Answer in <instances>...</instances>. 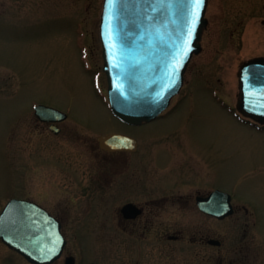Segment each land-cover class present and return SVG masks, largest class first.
Instances as JSON below:
<instances>
[{"label":"rangeland","instance_id":"obj_1","mask_svg":"<svg viewBox=\"0 0 264 264\" xmlns=\"http://www.w3.org/2000/svg\"><path fill=\"white\" fill-rule=\"evenodd\" d=\"M102 1L0 0V211L10 198L46 208L75 264H264V128L231 112L240 64L264 56V0H208L182 89L141 125L108 105ZM37 103L67 113L59 133ZM110 132L136 137L137 151L102 150ZM212 187L231 195L232 215L198 210ZM127 201L143 214L123 218ZM0 264L30 263L0 240Z\"/></svg>","mask_w":264,"mask_h":264},{"label":"water","instance_id":"obj_2","mask_svg":"<svg viewBox=\"0 0 264 264\" xmlns=\"http://www.w3.org/2000/svg\"><path fill=\"white\" fill-rule=\"evenodd\" d=\"M207 0H103L99 36L103 70L112 113L120 120L138 125L154 119L180 90L184 72L193 54L201 50L200 40L207 24ZM238 111L264 123V56L250 58L239 68ZM41 120L55 122L66 113L39 104L34 108ZM100 148L136 149V140L120 133L97 138ZM198 208L218 219L233 213L230 194L214 190L196 198ZM126 219L141 210L133 203L120 209ZM171 238V237H170ZM0 239L29 262L49 264L65 245L61 223L46 209L28 199H10L0 211ZM219 245L214 238L207 240ZM65 264H74L68 256ZM95 264V263H89Z\"/></svg>","mask_w":264,"mask_h":264},{"label":"flooded vegetation","instance_id":"obj_3","mask_svg":"<svg viewBox=\"0 0 264 264\" xmlns=\"http://www.w3.org/2000/svg\"><path fill=\"white\" fill-rule=\"evenodd\" d=\"M237 115V117L238 118H242L245 122H248L247 121V119H245V118H243V117H240L238 114H236ZM44 123V122H43ZM46 124H48L49 125V123H46ZM59 124V123H58ZM136 138V137H135ZM136 140H137V138H136ZM137 143H138V140H137ZM175 143V142H174ZM176 144H178L177 142H176ZM138 147H139V143H138V146H137V149H138ZM188 147H189V143H188ZM137 151V150H136ZM122 152H129V151H122ZM184 160H185V158H184ZM172 170H171V174L169 173V181H167L166 183H165V185H167L168 186V190H170V181H173V179L172 178H174L175 177V173H174V171H175V169L172 167L171 168ZM177 174H179V173H177ZM160 187H163V189H165L164 188V186L163 185H158V184H155V188H156V190H158ZM166 187V186H165ZM215 189H217V188H211L210 190H208L206 193H202V194H197L196 196H198V195H201V196H206V195H208L211 191H213V190H215ZM178 196H182L181 194H179ZM195 196V197H196ZM162 198H168V196H164V197H162ZM169 198H170V196H169ZM128 202H131V203H134V202H132V201H127L126 203H128ZM137 207H139L140 208V210H141V212H140V214L138 215V216H140L141 214H143V206L142 205H138V204H136V203H134ZM236 210V208L234 207V211ZM137 216V217H138ZM136 217V218H137ZM59 219V218H58ZM135 219V218H134ZM242 246V245H241ZM247 247H248V249H250V248H252V246L250 245V244H247ZM234 250H235V255L237 256L238 255V253H239V251H242L243 250V248L242 247H240V244L239 243H236L235 244V246H234ZM254 250V249H253ZM247 255H248V253H247ZM253 255H254V253H253ZM67 255L66 254H64V251L62 252V254H61V256L56 260V261H54L53 263H51V264H59L58 262L59 261H61V259L63 260V264H64V262H65V257H66Z\"/></svg>","mask_w":264,"mask_h":264},{"label":"snow or ice","instance_id":"obj_4","mask_svg":"<svg viewBox=\"0 0 264 264\" xmlns=\"http://www.w3.org/2000/svg\"><path fill=\"white\" fill-rule=\"evenodd\" d=\"M197 4L199 3V0H196Z\"/></svg>","mask_w":264,"mask_h":264}]
</instances>
